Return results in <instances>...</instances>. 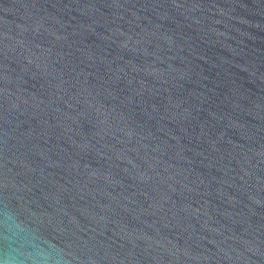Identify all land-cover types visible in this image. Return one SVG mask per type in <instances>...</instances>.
<instances>
[{"label": "water", "instance_id": "1", "mask_svg": "<svg viewBox=\"0 0 264 264\" xmlns=\"http://www.w3.org/2000/svg\"><path fill=\"white\" fill-rule=\"evenodd\" d=\"M0 264H264V0H0Z\"/></svg>", "mask_w": 264, "mask_h": 264}]
</instances>
